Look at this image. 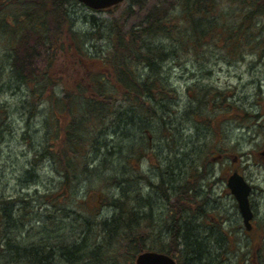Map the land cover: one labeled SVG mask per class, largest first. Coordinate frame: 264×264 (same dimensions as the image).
<instances>
[{"label":"trees","instance_id":"obj_1","mask_svg":"<svg viewBox=\"0 0 264 264\" xmlns=\"http://www.w3.org/2000/svg\"><path fill=\"white\" fill-rule=\"evenodd\" d=\"M223 1L173 0L171 6L148 15L146 23L127 30L122 29L116 16L106 23L91 16L95 23L83 32L74 28V14L69 11L75 4H83L77 0H0V39L13 49L22 37H34L48 53L47 65L22 79L27 88L23 109L33 114V107L41 102L47 112L50 107L56 110L55 129L35 152L31 164L45 160L56 172L54 189L44 195L45 201L43 194L39 197L55 214L51 223L70 224L73 233L78 232L67 241L59 236L50 238L51 234L41 235L37 244L8 253L14 248L11 229L26 223L30 208L25 196H0V264H54L53 256L62 264H134V256L148 249L170 254L177 264H207V249L197 240L193 229L196 226L189 220L201 212L202 199L196 198L188 179L194 184L197 180L208 183L209 167L201 170L191 166L193 170L186 176L182 174V182L169 190L170 181L167 185L163 174L153 183L146 174L134 173L132 159L140 163L151 149L149 121L160 120L168 143L175 137V126L172 133L166 124L174 113L170 104L176 99V90L166 73L167 62L178 63L186 53L197 54L201 48L219 50L231 58L241 57L255 38L264 55V0H225L238 7L232 12L222 5ZM117 5L94 11H112ZM61 64L67 67L59 73ZM56 87L62 92L60 100H55ZM201 91L203 100L199 99L197 105L208 98L213 102L226 97L215 87ZM186 112L196 122L198 108L190 107ZM245 115H255L248 118L256 120L259 113L246 111ZM208 121L210 117L202 121L203 127L215 129L212 122L207 125ZM129 126L137 128V143L128 144L121 157L124 168L127 166L132 174L118 184L144 178L161 192L169 217L161 223L167 241L156 246L147 242L156 225L151 209L136 208L126 190L116 198L105 196L103 205L113 209L106 217L99 216L102 205L88 204L86 194L77 196L82 184L97 175L92 163L103 146V136ZM113 178L101 176L106 184ZM99 198L100 194L94 202ZM21 209L22 220L18 216ZM65 213L71 217L68 223L59 220ZM258 264H264V255L259 256Z\"/></svg>","mask_w":264,"mask_h":264},{"label":"rangeland","instance_id":"obj_2","mask_svg":"<svg viewBox=\"0 0 264 264\" xmlns=\"http://www.w3.org/2000/svg\"><path fill=\"white\" fill-rule=\"evenodd\" d=\"M172 2L123 0L112 11H94L84 4H75L69 11L74 14V28L83 32L90 30L95 23L91 16L95 17V21L105 23L116 16L122 29L127 30L146 23L148 15L171 6ZM222 5L228 10L230 8L231 12L238 8L230 6L225 0ZM97 43L104 44L101 41ZM261 51V45L255 38L250 47L242 51L241 57L231 58L219 50L210 48L205 51L201 48L197 54L186 53L178 63L167 62L166 73L176 90V99L170 104L174 113L166 124L172 133L175 126V137L168 143L170 140L163 137L166 131L160 127V120L149 121L151 149L140 163L132 159L134 173L146 174L153 183H157L160 174H163L167 185L169 177L175 176L178 171L186 176L195 165V169L198 166L201 170L209 167V184L198 180L194 184L191 178L188 179L193 184L196 198L202 199L201 212L189 220L194 221L197 240L207 249V264H258L259 256L264 255V156L259 154L264 149V55L260 54ZM47 56L46 48L34 37H22L13 49L0 39V196L8 199L25 196L30 208L26 223H19L11 229L14 248L8 253L37 244L41 235L51 234L50 238L59 236L67 241L72 234L78 233H73L70 224L55 226L51 223L55 214L39 197L43 194L41 198L45 201L44 195L54 189L56 172L45 160H37L34 166L31 164L35 152L45 145L55 129L56 110L50 107L47 112L41 102L33 107V114L27 108L23 109L27 88L22 79L40 72L47 65ZM66 67L61 64L59 73L64 72ZM208 87L217 88L226 97L214 99L216 103L208 98L197 105L199 99L203 100L201 90ZM55 91L58 94L55 100H60V88L56 87ZM195 106L199 114L195 115L196 122H192V116L186 111ZM246 111L259 115L256 120H249L248 116L254 118L255 115H245ZM208 117L215 129L209 126L210 121L207 122L209 129L201 124ZM251 121L255 124L252 125ZM137 138V128L132 126L105 134L103 146L92 163L97 167V175L92 181L82 184L77 196L84 197L86 194L88 204L102 205L99 216L106 217L113 213V209L103 205V200L110 196L119 197L120 191L126 190L136 208L144 211L151 209L156 225L147 242L156 246L158 242L167 241L164 224L161 223L169 217L166 216L167 204L162 203L161 192L151 187L144 178L118 184L132 174L127 166L124 168L122 150L128 144L137 143ZM233 170L242 174L252 186L248 196L253 210L249 229L244 227L236 199L226 186L228 174ZM107 175L114 178L107 180L106 184L101 176ZM175 185L171 184L169 190H173ZM99 194V201L94 202ZM18 211L20 216L22 209ZM59 220L68 223L71 217L65 213ZM53 259H56L54 264H62L57 257L53 256ZM125 261L128 263V260Z\"/></svg>","mask_w":264,"mask_h":264},{"label":"water","instance_id":"obj_3","mask_svg":"<svg viewBox=\"0 0 264 264\" xmlns=\"http://www.w3.org/2000/svg\"><path fill=\"white\" fill-rule=\"evenodd\" d=\"M86 6L93 9H102L111 7L122 0H78ZM260 155L264 156V149L260 151ZM226 185L236 199L237 206L242 217V222L245 228L251 226L252 210L249 204L248 195L251 190L250 184L237 171L231 172L226 180ZM135 264H176L173 257L170 255L154 251L144 250L135 255Z\"/></svg>","mask_w":264,"mask_h":264},{"label":"bare ground","instance_id":"obj_4","mask_svg":"<svg viewBox=\"0 0 264 264\" xmlns=\"http://www.w3.org/2000/svg\"><path fill=\"white\" fill-rule=\"evenodd\" d=\"M181 172L179 171L178 173L175 174V176H171L170 184H178L179 182L181 183ZM209 184V183H208Z\"/></svg>","mask_w":264,"mask_h":264}]
</instances>
